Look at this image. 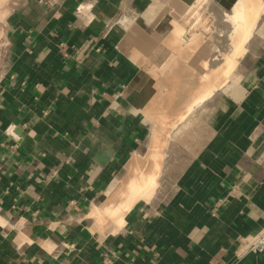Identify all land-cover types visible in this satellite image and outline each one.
<instances>
[{
  "label": "crops",
  "instance_id": "crops-1",
  "mask_svg": "<svg viewBox=\"0 0 264 264\" xmlns=\"http://www.w3.org/2000/svg\"><path fill=\"white\" fill-rule=\"evenodd\" d=\"M168 2L14 3L0 66V264H264L238 255L264 227V72L226 146L219 126L192 160L166 164L167 147L147 145L140 79L174 30ZM159 153L154 189L118 226L131 163L144 171Z\"/></svg>",
  "mask_w": 264,
  "mask_h": 264
},
{
  "label": "rangeland",
  "instance_id": "rangeland-1",
  "mask_svg": "<svg viewBox=\"0 0 264 264\" xmlns=\"http://www.w3.org/2000/svg\"><path fill=\"white\" fill-rule=\"evenodd\" d=\"M14 3L17 4L18 0H0V66L4 61L7 48L5 27L6 19L10 17V12H12V9L16 7V4ZM223 3L224 2H220L219 0H209L206 8H204L205 10H203L207 17V21L205 20V22L211 27L210 36L209 39H207L209 51L207 50L208 53L206 57L205 69L208 68L207 71L209 69V71L215 70V72L219 70V73L221 74L216 75V82L213 81L214 84H216V88L210 96L209 94H206V96H209L206 100L197 105V101H199V98H201V96H198L197 98L198 88L203 84L204 78L198 75L196 71L189 72V74L192 73V75L188 74V77L190 76L187 78L189 86L185 84L187 83L186 81L184 82V85H182L185 89L178 90L179 92L175 90V86L177 84L175 83L174 85V82L176 81H174L175 79H173V75L178 68L175 64L179 65L181 63H185V59L180 58L181 50L179 49V45H176L175 49L169 44L168 39L171 34L170 31H172V26L170 25L167 27L169 29L165 35L166 39L164 38L159 42L160 47L156 55L158 57L153 60L151 67L148 68L147 74H143L141 76L140 84L145 86V91L143 92L142 98H140L141 101H144L149 96L151 100L153 99V102L150 101L152 104L150 108V105H148L140 111V115L143 117L148 131L151 132V137L147 138L146 140L148 142L147 145L150 142L151 146H155L157 140L159 142V149H162L163 146H166V152L168 153L165 162L166 164L179 162L182 158L185 159L186 157L187 159L189 158V160H192L201 147L204 148L207 144L211 143V135H216L215 131L212 132L213 129L216 130V126L220 127L219 143L221 145L226 144L224 141L227 139L228 135H226L225 132L230 128L228 120H236V118L238 120L239 118L243 117L245 114V108L242 104L249 97V93L251 92L249 88L255 85L257 82L259 83V79L264 72V0H259V4L263 6V11L256 21L254 25L255 27H253L251 36L246 39V41L242 38V40H244L246 43L242 41V46H240L241 50H238L239 44L234 47L232 39H230V36L234 32L235 26H233L230 21H223L224 17L233 13L234 5L230 7L226 6V4L224 5ZM229 56L230 60L232 58L230 63H228L226 60ZM174 61H176L175 64H173ZM230 66L232 67L230 68ZM227 67L230 68L228 71L226 70ZM150 68H154L153 73ZM225 71H227V79L225 77ZM193 72L197 75L195 76ZM221 78H225V80L222 81ZM221 82L223 83L222 85ZM160 85L162 86L161 88ZM163 85H168L167 87L165 86L166 90L164 89ZM167 88L169 90H167ZM159 93L164 96L160 95L159 98ZM164 93H168L167 96H165L166 94ZM168 95L171 96L172 100L168 101V99H170L168 98ZM154 96H156V98H153ZM156 101H158V103ZM165 101L167 103H165ZM153 103L156 104L154 105ZM164 103L167 105V107ZM184 104L186 105L185 110L183 107ZM153 106L155 108L157 107L156 112L158 113L154 111L155 109ZM179 109L181 110L176 114L174 113L175 115L170 114L171 111L176 112ZM160 111L165 112L164 115H167L163 116V113ZM155 113L157 116H159V119L161 117L162 121L164 118L166 120L164 122H160ZM153 114H155V116ZM162 117L164 118L162 119ZM240 127L242 126L240 125ZM232 140H236L235 142L238 143L242 139L240 136H238V139L235 138ZM180 150L181 152L184 151V155H180ZM171 174L174 175L175 173L173 172ZM110 213L111 212H109V215H111Z\"/></svg>",
  "mask_w": 264,
  "mask_h": 264
},
{
  "label": "bare ground",
  "instance_id": "bare-ground-1",
  "mask_svg": "<svg viewBox=\"0 0 264 264\" xmlns=\"http://www.w3.org/2000/svg\"><path fill=\"white\" fill-rule=\"evenodd\" d=\"M208 2H209V0H195V2H193V4H191L189 6L188 10L184 13V15L182 16V18L180 20H176L173 18L175 21L174 30H172L173 32L170 34L169 39H168L171 47L175 48L176 45L180 46V48L178 47L179 49H181L180 53H183V54H181L180 58L185 59V63H181L179 65L175 64L176 61H174V63H173L178 67L176 69L174 75H173V79H175L174 81H176V82L173 81L174 85H175V83L177 84L175 86L176 87L175 90L178 91L181 89H185V88H183L184 86H182V85H184V82H186L188 80L187 78L190 77V76L188 77V74L191 71H196V73L198 75H200L202 78H204L203 84L200 85L198 88L197 98H198V96H201V98H199L200 100L197 101V105L202 103L204 100H206L207 97H209L214 92V90L216 88V84H214V82H216L215 81L216 75L220 74L219 70L215 72V70L209 71L210 70L209 69L207 71L208 68L205 69L206 57H207V53H208L207 50L209 51L207 39H209L211 27L209 26L208 23L205 22V20L207 21V17H206L203 10H205L204 8H206V5ZM262 11H263V6L259 4V0H237L236 1V3L233 6V13L231 15L229 14L226 17H224V20H223L224 22L230 21L233 24V26H235L234 32L230 36L231 37L230 39H232V43L234 44V47H236L239 44V48H240V46H242L241 44L243 43L242 41H244V40L246 41V39H248L251 36L252 31H253V27H255L254 25H255L256 21L258 20ZM185 26H189V27L185 28ZM196 32H200L202 37L199 36L198 34H196ZM194 34H196V35H194ZM221 34H219V35H221ZM242 38L244 40H242ZM239 48H238V50H241V48L240 49ZM179 49H177V50H179ZM192 51L194 52V55H192L193 54ZM192 56H194V57H192ZM234 57H235V55H234ZM226 60L228 63H230L232 61V58L230 60V56H229V57H227ZM142 62L144 63V61H142ZM231 67L232 66H230V68ZM230 68L227 67L226 70L228 71V69H230ZM153 69H151L152 73H153ZM227 71H225L226 79H227ZM158 72H156V73H158ZM155 74H154V76H155ZM193 74H195V73L193 72ZM197 74H195V76ZM189 75H192V73H190ZM195 76H194V78H195ZM156 77H158V76H156ZM223 77H224V75H223ZM219 79H220V77H219ZM221 79H222V81L225 80V78L224 79L221 78ZM190 82H192V81H190ZM158 83H160V82H158ZM188 83L189 82L187 81V83H185V84L188 85ZM222 84L223 83L221 82V85ZM168 85H165V86L167 87ZM158 86H157V88H158ZM165 86L163 85L164 89L166 90ZM188 86H187V88H188ZM161 87L162 86L160 85V88ZM167 90H169V89L167 88ZM170 92H172V91H170ZM164 94H166V93H164ZM167 94L165 96H167ZM206 94H209V96L208 95L206 96ZM160 95L161 94L159 93V98H160ZM171 95H172V93H171ZM156 96H158V95H156ZM156 96H154L153 98H156ZM161 96H164V95H161ZM168 98H170V99H168V101L172 100L171 96H169V95H168ZM179 98H180V96H179ZM194 98H195V96H194ZM152 100H151V102H153ZM160 100H162V99H160ZM196 100H198V99H196ZM151 102L149 104L150 105L149 108L152 105ZM156 102L158 103V101H156ZM172 102H174V101H172ZM191 102H189V103H191ZM165 103H167V102L165 101ZM156 106L159 107L158 105H156ZM163 107H164V105H163ZM166 107H167V105H166ZM183 107L185 110L186 105L184 104ZM153 108L155 109L154 111L156 112V108L154 106H153ZM181 109H179L176 112L175 111H171L172 113L170 111L169 112H170V114H174V113L176 114ZM148 110H150V109H148ZM151 110H153V109H151ZM158 110H159V108H158ZM154 111H151V112H154ZM162 111H160V112H162ZM148 112H150V111H148ZM156 113H158V112H156ZM162 113H163L162 114L163 116L167 115V114L164 115L165 112H162ZM155 114H153V115L155 116ZM156 116H157V114H156ZM157 117L159 119V116H157ZM163 118L164 117H162V119ZM181 118H182V116H181ZM165 120L166 119L164 118L162 121L161 117L159 119L160 122L161 121L164 122ZM162 125H163V123H162ZM165 126H167V125H165ZM153 147L155 149H158L159 142L157 140H156L155 146H153ZM162 158H163V153L157 154L154 158L152 157L151 160H150L149 156L147 158H145L144 165H146V168L143 169L144 171H140V170L138 171L140 164L143 162L141 159L136 157L134 159V162L131 163L130 175H128L127 179L124 181L121 190H120V188L118 189V192H119V190H120V192L117 195V197L120 199V201H122V203L119 201L120 203L119 204L117 203L118 208L115 209L116 207H114V210H116L115 211L116 213H114L115 217H113V218L117 220L116 224H118V226H121L124 223V216L126 215V213H128V211L130 210L132 205L135 204L136 201H138L140 198L147 199L148 196L151 194V192H152L151 189L154 188L155 184L157 183V178L160 175V167H161ZM116 191H117V189H116ZM114 201H116V199ZM111 203H113V202H111ZM97 216H98V214H97ZM101 218H103V217L101 216ZM110 218H111V215H110ZM104 219H106V218H104Z\"/></svg>",
  "mask_w": 264,
  "mask_h": 264
},
{
  "label": "built area",
  "instance_id": "built-area-1",
  "mask_svg": "<svg viewBox=\"0 0 264 264\" xmlns=\"http://www.w3.org/2000/svg\"><path fill=\"white\" fill-rule=\"evenodd\" d=\"M264 253V227L257 233L248 235L241 239V247L238 255L244 257L249 254Z\"/></svg>",
  "mask_w": 264,
  "mask_h": 264
},
{
  "label": "water",
  "instance_id": "water-1",
  "mask_svg": "<svg viewBox=\"0 0 264 264\" xmlns=\"http://www.w3.org/2000/svg\"><path fill=\"white\" fill-rule=\"evenodd\" d=\"M168 7L171 9L169 15L176 20H180L188 10L189 5L182 0H169Z\"/></svg>",
  "mask_w": 264,
  "mask_h": 264
}]
</instances>
